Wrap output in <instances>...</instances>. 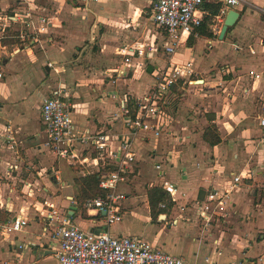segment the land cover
Segmentation results:
<instances>
[{"label":"crops","instance_id":"obj_1","mask_svg":"<svg viewBox=\"0 0 264 264\" xmlns=\"http://www.w3.org/2000/svg\"><path fill=\"white\" fill-rule=\"evenodd\" d=\"M153 1L64 0L61 21L50 11L47 32L36 34L44 36L48 44L42 49L37 45L15 46L14 50L19 49L13 55L17 57L16 66H9V73L4 70L9 60L2 57L0 229L16 217L26 219L27 224L9 235L0 231V264H58V242L53 234L58 221L50 219L52 210L60 217L69 216L70 223L85 232L108 230L114 236L137 237L189 264H264V208L254 190L264 182V125L260 124L264 118V13L259 10L264 0L228 7L227 11L238 12V18L222 39L221 27L216 32L212 25V38L193 34L190 45V35L181 38V48L172 55V61H190L193 75L200 79L184 89H173L171 104L159 115L164 129L158 137L141 133L136 139V176L132 183L120 187L127 196L119 222L105 226L98 216L87 212L82 215L74 181L85 171L74 170L73 176L65 172L71 178L67 177L58 168V159L43 147L40 105L45 98L60 94L72 106L80 103L85 107L87 82L109 86L110 92H117L111 95L117 100L123 92L140 96L151 86V72L167 58L162 51L163 31L150 16ZM31 2L0 0V17L5 16L2 12L11 3L12 12L18 9L15 4ZM204 3L223 6L222 0ZM76 9L84 15L90 12L91 21L78 23L83 19L77 18ZM202 9L203 16L207 15ZM87 40L96 41L90 45L85 44ZM138 44L154 45L158 50L146 57H131V64L139 66L136 70L129 68L128 76L115 78L118 80L113 83L112 70L123 63L121 48ZM196 44H202L198 55ZM149 66L151 72L147 71ZM51 72L57 75L53 83L44 79ZM109 101V97L98 95L90 106V115L79 121V132L122 130L121 114H112L118 102L111 109ZM75 110L73 107L72 118L77 124ZM209 125L216 126L220 133V142L215 145L202 135ZM156 163L175 183L177 192L173 205L153 216L147 189L161 182ZM235 176L239 180L234 184ZM232 184L235 188L224 202L226 212L202 222L194 206L208 193L219 194ZM70 206L76 207L72 213Z\"/></svg>","mask_w":264,"mask_h":264},{"label":"built area","instance_id":"obj_2","mask_svg":"<svg viewBox=\"0 0 264 264\" xmlns=\"http://www.w3.org/2000/svg\"><path fill=\"white\" fill-rule=\"evenodd\" d=\"M223 6L214 16V21L222 22L228 7L249 5L248 0H222ZM204 0H154L150 6V16L153 23L163 31L164 43L162 51L167 56L162 66H156L151 72L153 82L140 96L123 92L118 99L121 114L122 130L104 128L96 132L80 131L72 118V104L67 97L56 94L45 98L40 105V120L43 126V147L56 159L71 161V165H79L86 173H96L99 177L98 186L103 194L86 200L84 207L87 213L98 216L105 226L117 223L122 219L126 199V191L121 186L132 183L136 176V153L134 143L141 133H151L158 137L164 125L159 121L163 109L171 104L174 98L173 89H184L193 83L192 63L174 62L175 53L183 36L188 37L203 19L202 5ZM264 13V4L259 7ZM12 14L0 17V66L2 57L13 56L19 49L7 50L2 43L5 28H10L16 21L24 24L27 32L16 36L25 41L27 34L46 33L51 16L35 15L27 8L23 11L13 9ZM218 32L219 28L213 31ZM34 40V39H33ZM154 45L138 44L123 46L120 54L123 63L112 70L110 79L128 76L131 67L136 70L139 64L132 65L131 57H146L148 53L156 52ZM130 68V69H129ZM256 77L258 75H255ZM3 73L0 71V78ZM115 95L112 94V97ZM134 107V114L130 113ZM264 125V118L260 119ZM168 135L170 131L166 132ZM146 138V137H144ZM161 182L158 184L163 191L175 200L177 186L167 178L160 163L155 164ZM239 176L234 177V184ZM232 184L228 190L221 193L210 192L193 211L202 222L207 223L217 213L224 210L225 198L234 190ZM161 207H165L162 203ZM104 211V214L102 212ZM50 219L58 221L53 230L58 242L55 253L58 264H189L182 257L156 249L148 241L131 236H114L108 230L101 232H85L70 223L66 216L60 217L55 210L51 211ZM27 224L24 218L16 217L5 223L0 231L5 235L18 232ZM20 247V245H19ZM207 262L208 259L206 258ZM206 264H210L207 262Z\"/></svg>","mask_w":264,"mask_h":264},{"label":"rangeland","instance_id":"obj_3","mask_svg":"<svg viewBox=\"0 0 264 264\" xmlns=\"http://www.w3.org/2000/svg\"><path fill=\"white\" fill-rule=\"evenodd\" d=\"M64 4H66V3H64V0H33V2H31V4L18 3V4H15V6H16V8H18V9H20L22 11H23L24 8L25 9L29 8V9H31V11L35 12V15H45V14L51 13L50 11H53L55 13L53 15L57 16L58 17V21L60 22L61 21L60 15H59L60 14V9L64 6ZM13 5H14V3H11L9 5V8H6L5 10H3L2 15L3 14H8V15L12 14L11 9L13 8ZM56 11H59V12H56ZM75 15L77 16V18H79V20L81 19V21H82V19H83V22H78V23L84 24L85 23V19L91 21V13L90 12L88 14L84 15V14H81L79 9L78 10L76 9L75 10ZM1 22L3 23L4 21H1ZM222 23H223V21L222 22H217V21L214 22L212 20L211 25L213 27H215V29H217V28L221 27ZM9 30L15 32L16 35L18 33H20V32H23V33L27 32V29L25 28L24 24H22L20 21H16L14 24H12L11 27L9 28ZM88 30H89V27H87V31ZM35 36H36V34H30V36L27 34V38L25 39V41L13 42V43L8 44V50H12L15 46L18 45V47H19L20 45H23V44H25L27 46L37 45L38 46L37 49H42L44 44H46V43L48 44V42H47V40H46V38L44 36H41V35H37L36 37ZM87 37H89V33L88 32H87ZM18 40H20V39H18ZM95 41L94 40L93 41L87 40V43H85V44L92 45L93 43H95ZM201 45L202 44H196L195 47H194L195 53L197 55L200 54L201 51H202ZM180 48L178 49V47H177L176 50L179 51ZM5 58L8 59L9 61H8L7 68L6 69L3 68V69L7 73H9L10 72L9 71V66L10 67L16 66L15 62L17 61V57L14 58V56H11V57L6 56ZM154 70H156L155 67H154ZM56 77H57V75H55V74H53L51 72L49 74L46 73V77L44 79H48L49 83H53L52 81H55L56 79L54 80V78H56ZM6 78L9 79L10 76L7 74ZM191 78L192 79H200V78H197V76L195 77L194 75H192ZM87 83H89V82H87ZM87 83L84 85V95H83V99H84L83 102L86 104V106L83 107L82 104H80V103H74L73 104V107L76 109L75 110L76 113H78L77 114V124L75 123L78 128H79V125H80L79 121H83L84 117L87 114L90 115V106H91V104H93L96 101V99H97L99 94L103 95V96H106V97H109V99H110L109 105H112L111 109H114L113 105H115V103L118 102L117 99H113L111 97L112 94L115 95L117 92H114V90H112V92H110V90L107 89L109 86H107V87L103 86L104 87L103 88L102 85H95V84H92V83H90V85H87ZM93 88L95 89V91H94ZM40 98H42V97H40ZM70 99H71V96H70ZM76 104H78V105L80 104L81 107H76ZM114 110L115 111L112 112V114L116 113V114L120 115V111H119V108H118L117 105H116V108ZM119 117H121V115ZM85 119H86V117H85ZM215 128H216V126H215ZM216 131H217V133L219 135L220 133L217 130V128H216ZM146 135L148 136L149 134H146ZM153 140H154L153 137L150 138V141H153ZM57 161H58V163H57L58 165L57 166L63 172V174H65V172H69V174L71 176H73L75 174L74 170L75 171L77 170L76 173L80 169L83 170V168L81 166H78V167L77 166H72L70 160L58 159ZM69 166H71L72 170L69 168ZM70 175L69 176L66 175V176L70 177ZM254 190H255V194H256V192H258L259 201L262 204V207L264 208V182H263V184H260L258 187H255ZM225 199H227V197ZM223 207H224V210H222L221 212L225 213L226 212L225 204L223 205Z\"/></svg>","mask_w":264,"mask_h":264},{"label":"trees","instance_id":"obj_4","mask_svg":"<svg viewBox=\"0 0 264 264\" xmlns=\"http://www.w3.org/2000/svg\"><path fill=\"white\" fill-rule=\"evenodd\" d=\"M220 3H203L202 8H204L208 14L203 16L201 23L195 27L194 31L188 37L189 45L192 43L193 34L198 36H204L207 38H212L213 33L211 30V23L213 17L218 13L220 8ZM19 38L16 33L5 28L4 37L2 38V43L8 45L13 42H19ZM130 113L134 114V107H131ZM203 138L210 145H215L220 142V137L213 125H209L204 129ZM75 184L77 186V196L76 203L78 208L81 210L82 215H86V210L84 204L86 200L100 196L103 194L102 189L98 186L99 177L96 173H86L83 176L75 178ZM147 197L150 206V211L153 216L158 213H165L173 205L171 197L166 194L159 185H151L147 189ZM164 204L165 207H160V204Z\"/></svg>","mask_w":264,"mask_h":264},{"label":"water","instance_id":"obj_5","mask_svg":"<svg viewBox=\"0 0 264 264\" xmlns=\"http://www.w3.org/2000/svg\"><path fill=\"white\" fill-rule=\"evenodd\" d=\"M238 18V12L234 9H229L224 17V20H223V23H222V26H221V29H220V32H219V38L222 39L225 32L227 31V29L229 27H232L236 21V19ZM48 66V65H47ZM45 67L46 69H48V67ZM147 71L148 72H151L152 71V68L149 66L147 68ZM75 206H70V213H72L74 210H75ZM102 214H104V211L102 212ZM68 218H70L68 216ZM247 264H254V263H247Z\"/></svg>","mask_w":264,"mask_h":264}]
</instances>
